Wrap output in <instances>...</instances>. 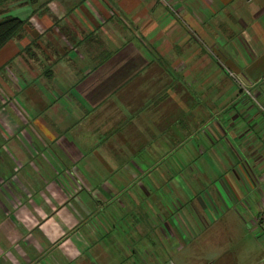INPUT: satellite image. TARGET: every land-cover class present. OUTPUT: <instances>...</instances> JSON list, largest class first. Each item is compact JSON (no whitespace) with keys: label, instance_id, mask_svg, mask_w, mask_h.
Instances as JSON below:
<instances>
[{"label":"crops","instance_id":"obj_1","mask_svg":"<svg viewBox=\"0 0 264 264\" xmlns=\"http://www.w3.org/2000/svg\"><path fill=\"white\" fill-rule=\"evenodd\" d=\"M77 1L18 2L28 24L0 49V264L138 255L108 243L119 244L122 226L137 243L141 208L153 215L139 155L156 149V120H171L175 70L188 69L181 81L212 73L197 88L217 104L212 119L200 114L212 143L201 154L217 163L224 146L244 190L257 187L244 169L264 163V0H82L79 10ZM97 138L103 152L91 150Z\"/></svg>","mask_w":264,"mask_h":264},{"label":"rangeland","instance_id":"obj_2","mask_svg":"<svg viewBox=\"0 0 264 264\" xmlns=\"http://www.w3.org/2000/svg\"><path fill=\"white\" fill-rule=\"evenodd\" d=\"M21 1L8 0L0 4V13L4 12L2 16L15 17L14 9L23 5L18 3ZM79 1L75 5L71 2V7L76 6L74 9L79 10L84 5L82 0ZM108 4L113 16L117 12L111 1ZM155 5L156 9L163 7L161 3ZM169 10L173 9L169 7ZM73 12L69 10L71 15ZM41 16L39 14L38 17ZM24 22L27 26L28 23ZM205 48L212 57L215 54L219 56L215 47L208 45ZM178 54L181 53L174 48L171 57ZM175 71L170 73L173 75L174 98L165 104L171 120L164 117L156 120V149L153 151L146 146L139 155L145 163L142 167L145 176L153 182L152 196L147 201L153 215L142 207L141 213L146 216L141 218L137 243L136 234L133 239L129 227L122 226L119 233L123 236L119 238V244L113 246L109 242V250L118 253H127L129 249L138 251V255L121 258L122 263L119 264H264V210L261 206L262 201L264 203V178L261 182L258 180L264 176V163H246L244 170L248 178L250 173L257 184L251 191L244 190L241 178L233 172L239 163L225 162L224 157L229 155L224 146L218 147L224 151L217 152V163H209L204 154L212 143L205 133L207 128L202 127L200 114L209 115L212 119L217 104L211 91L198 94L197 88L212 73L191 71L181 81L183 71L188 69H181V73ZM68 90L63 89L65 92ZM141 111L144 112L143 109ZM94 140L91 150L103 152L101 138ZM161 140L163 143H160ZM203 148L204 154H201ZM211 151H216V148ZM263 152L258 150V155ZM53 154L60 157L57 153ZM203 159L206 163H202ZM214 176L215 179H212ZM148 214L151 223L163 234L157 228L151 229L146 225Z\"/></svg>","mask_w":264,"mask_h":264},{"label":"trees","instance_id":"obj_3","mask_svg":"<svg viewBox=\"0 0 264 264\" xmlns=\"http://www.w3.org/2000/svg\"><path fill=\"white\" fill-rule=\"evenodd\" d=\"M8 0H0V4ZM37 0H27L29 5H33ZM4 12L0 13V16ZM24 20L13 16H2L0 18V49L11 39L17 38L24 25Z\"/></svg>","mask_w":264,"mask_h":264},{"label":"built area","instance_id":"obj_4","mask_svg":"<svg viewBox=\"0 0 264 264\" xmlns=\"http://www.w3.org/2000/svg\"><path fill=\"white\" fill-rule=\"evenodd\" d=\"M261 221H258V223H260Z\"/></svg>","mask_w":264,"mask_h":264}]
</instances>
